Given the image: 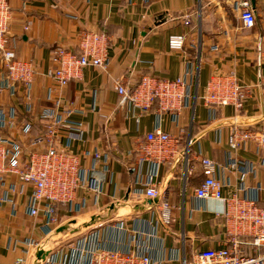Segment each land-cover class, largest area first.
I'll use <instances>...</instances> for the list:
<instances>
[{
	"label": "crops",
	"instance_id": "obj_1",
	"mask_svg": "<svg viewBox=\"0 0 264 264\" xmlns=\"http://www.w3.org/2000/svg\"><path fill=\"white\" fill-rule=\"evenodd\" d=\"M239 1L7 0L12 13L9 47L18 60L32 65L35 79L27 101L24 86L8 80L0 56V111L16 123L10 128L0 121V139L10 151L20 150L25 162L34 151V139L47 132L44 110H58L83 125L80 141L59 136V146L79 155L83 170L105 173V180L99 196L81 190L73 204L59 205L63 226L54 231L44 213L31 216L32 186L5 177L0 264L27 258L24 242L29 239L42 243L36 258H50L54 264L65 258L60 248L90 235L103 249L145 253L153 264H181L198 252L232 247L225 204L195 194L205 181L200 159L208 158L218 166L225 197L239 194L264 209V149L254 142L230 148L233 134L264 130V0L253 7L257 22L252 29L243 27ZM87 33L107 38L109 66L85 69L80 80L60 88L49 75L55 67L53 54L64 48L80 55L81 37ZM175 35L187 38L181 51L169 47ZM220 75L236 76L245 89L242 110L206 104L207 86ZM148 76L185 82L181 111L159 113L156 103L143 114L121 105L118 85L134 90ZM157 131L179 141L169 160L143 155L147 135ZM97 153L104 156L105 167L95 161ZM150 176L172 207L168 225L161 221L163 198L145 195ZM10 185H16L15 195L9 194ZM242 241L244 256L262 253L249 237Z\"/></svg>",
	"mask_w": 264,
	"mask_h": 264
},
{
	"label": "built area",
	"instance_id": "obj_2",
	"mask_svg": "<svg viewBox=\"0 0 264 264\" xmlns=\"http://www.w3.org/2000/svg\"><path fill=\"white\" fill-rule=\"evenodd\" d=\"M238 7L243 27L254 28L257 17L251 1L240 0ZM11 20L12 13L7 0H0V56L3 58L8 80L24 86L27 101H30L29 90L35 79V71L31 64L18 60L15 51L9 47L8 32ZM186 40L187 38L182 35L171 36L169 47L172 51H181L184 49ZM107 44L105 36L87 33L81 37L80 55L59 48L53 54L55 67L50 71V77L60 88H66L72 81L80 80L85 69H106L109 66ZM117 91L121 97L122 106L129 104L131 108L143 114L149 112L156 103L159 105V113L179 112L186 99V84L180 79L168 81L148 76L144 77L134 90H127L124 86L118 85ZM245 93V89L236 76L220 75L210 80L204 100L209 106H233L240 111L246 99ZM27 107L31 110V104ZM71 113L69 111L67 114ZM9 117L0 111V121L4 122L3 125L14 128L15 119L12 116ZM67 117L63 118L58 110H44L42 120L46 123L47 132L34 139L32 144L34 151L25 162L19 157L20 150L10 151L7 147L8 142L0 139V189L7 176L15 177L21 184L31 185L33 188L31 216L38 217L44 213L48 223L56 227L54 231L63 226L57 216L58 206L73 204L81 190H85L87 194L99 196L101 184L105 180V173L97 169L83 170L80 156L59 146V136H65L73 141L82 139L83 125ZM25 133H30V129L27 128ZM146 142L147 144L142 148L144 157L147 160L165 161L176 154L175 145L179 141L167 133L157 131L148 134ZM247 142H254L264 149V130L262 132L244 130L233 134L230 139V148L238 150ZM189 144H192V140ZM42 146L44 147L41 151L38 148ZM94 159L98 164L102 162L105 167L103 155L97 153ZM200 163L205 181L196 190L195 195L199 199L216 200L225 204L223 216L227 220V231L232 247L198 252L193 259H184L181 264H264V209L255 202L244 200L239 194L225 197L223 184L216 175L217 164L208 158H201ZM154 180L155 176L149 177L145 184V195L151 199L163 198L161 221L164 225H168L172 219V207L168 198H165L157 189ZM9 187V194L15 195L18 192L16 185ZM1 202H8V200L2 199ZM67 224L69 228L74 227L72 221ZM243 237H249L251 245L261 249L262 253L254 257L244 256L240 251ZM24 243L28 259L20 258L17 264L55 263L50 258L43 260L36 258L35 252L43 249L42 243L32 239ZM64 247L60 248L62 256H65L62 264H153L151 258L145 253L103 249L98 239L93 238L92 235L81 238L77 243L66 244Z\"/></svg>",
	"mask_w": 264,
	"mask_h": 264
},
{
	"label": "water",
	"instance_id": "obj_3",
	"mask_svg": "<svg viewBox=\"0 0 264 264\" xmlns=\"http://www.w3.org/2000/svg\"><path fill=\"white\" fill-rule=\"evenodd\" d=\"M253 7H255L256 0H250ZM43 256V253L40 252L39 257Z\"/></svg>",
	"mask_w": 264,
	"mask_h": 264
}]
</instances>
